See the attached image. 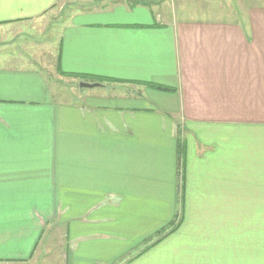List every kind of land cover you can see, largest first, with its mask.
Segmentation results:
<instances>
[{
    "label": "crops",
    "instance_id": "1",
    "mask_svg": "<svg viewBox=\"0 0 264 264\" xmlns=\"http://www.w3.org/2000/svg\"><path fill=\"white\" fill-rule=\"evenodd\" d=\"M58 1L0 0V264L62 237L65 264H264V0L183 19L62 0L90 6L29 42Z\"/></svg>",
    "mask_w": 264,
    "mask_h": 264
},
{
    "label": "rangeland",
    "instance_id": "2",
    "mask_svg": "<svg viewBox=\"0 0 264 264\" xmlns=\"http://www.w3.org/2000/svg\"><path fill=\"white\" fill-rule=\"evenodd\" d=\"M99 3L101 2H126V1H137V0H98ZM146 1L149 6H154L158 12L166 11L168 14L177 16L180 19L188 18L191 16L194 17H229L231 15H236L242 13V8L239 7L242 3L241 1H230V0H142ZM141 2V0H139ZM75 5H64L62 0H59L48 12L44 17L45 30L40 29V24L35 26L33 32H29L25 35L28 37L27 39L29 42L32 40L36 43H39L42 48H55L54 42L58 36V32L61 30V24L63 19L65 18L66 14L71 12L72 10H80L83 7H87L84 5H79V2H75ZM74 6V7H73ZM240 8V9H239ZM239 11V12H238ZM50 43H52L50 45ZM37 45V49L40 47ZM62 81L64 82H57L53 81V87L56 90H65L67 86H69L70 78H64ZM75 88L82 89L80 83L73 82ZM66 96L70 99L73 98L71 95L66 94ZM181 171V170H180ZM62 237V255H61V247L59 248L58 242H53L44 245L40 249L43 248L45 251L44 256H38L35 258V264H65V260L63 257V249L67 247V239L66 237L63 239ZM60 244V243H59ZM62 256V257H61Z\"/></svg>",
    "mask_w": 264,
    "mask_h": 264
},
{
    "label": "trees",
    "instance_id": "3",
    "mask_svg": "<svg viewBox=\"0 0 264 264\" xmlns=\"http://www.w3.org/2000/svg\"><path fill=\"white\" fill-rule=\"evenodd\" d=\"M146 1L139 2V0L135 1V3H144ZM148 85L165 90V91H175L176 89L174 87L164 85V84H159V83H154V82H147ZM177 214L174 220H172L170 223H168L166 226L162 227L160 230L152 234L151 236L145 238L142 240L134 249H132L128 254H126L124 257L120 258V261H124L126 259H132L147 249H149L151 246L155 245L156 243L160 242L162 239H164L167 235H169L172 231H174L177 227Z\"/></svg>",
    "mask_w": 264,
    "mask_h": 264
},
{
    "label": "water",
    "instance_id": "4",
    "mask_svg": "<svg viewBox=\"0 0 264 264\" xmlns=\"http://www.w3.org/2000/svg\"><path fill=\"white\" fill-rule=\"evenodd\" d=\"M99 84H100L99 82H92V83H90V82H81L80 83V85L82 87H94V86H97Z\"/></svg>",
    "mask_w": 264,
    "mask_h": 264
}]
</instances>
